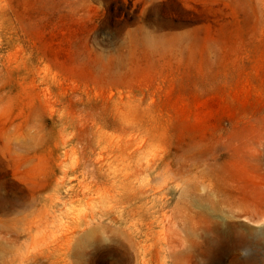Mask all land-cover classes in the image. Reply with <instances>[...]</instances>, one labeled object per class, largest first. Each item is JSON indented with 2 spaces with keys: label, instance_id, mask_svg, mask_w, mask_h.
<instances>
[{
  "label": "rangeland",
  "instance_id": "374dc122",
  "mask_svg": "<svg viewBox=\"0 0 264 264\" xmlns=\"http://www.w3.org/2000/svg\"><path fill=\"white\" fill-rule=\"evenodd\" d=\"M0 264H264V0H0Z\"/></svg>",
  "mask_w": 264,
  "mask_h": 264
},
{
  "label": "bare ground",
  "instance_id": "6f19581e",
  "mask_svg": "<svg viewBox=\"0 0 264 264\" xmlns=\"http://www.w3.org/2000/svg\"><path fill=\"white\" fill-rule=\"evenodd\" d=\"M244 213H245V211L243 209H240V211H238L236 215H242Z\"/></svg>",
  "mask_w": 264,
  "mask_h": 264
}]
</instances>
